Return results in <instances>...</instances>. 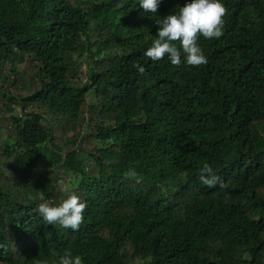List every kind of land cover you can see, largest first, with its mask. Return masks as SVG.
Returning <instances> with one entry per match:
<instances>
[{
  "label": "trees",
  "instance_id": "obj_1",
  "mask_svg": "<svg viewBox=\"0 0 264 264\" xmlns=\"http://www.w3.org/2000/svg\"><path fill=\"white\" fill-rule=\"evenodd\" d=\"M187 2L0 0V264H264V0H222L205 65L147 58ZM62 189L78 231L36 211Z\"/></svg>",
  "mask_w": 264,
  "mask_h": 264
},
{
  "label": "clouds",
  "instance_id": "obj_2",
  "mask_svg": "<svg viewBox=\"0 0 264 264\" xmlns=\"http://www.w3.org/2000/svg\"><path fill=\"white\" fill-rule=\"evenodd\" d=\"M160 2L161 0H139V6L146 12L156 13ZM226 14L227 8L222 0H188L178 12L170 13L162 20L156 21L160 25L157 38L144 55L152 61L162 60L167 56L173 66L179 67L183 53L187 65H205L208 61L199 40L201 37L208 40L219 39L224 34ZM132 67L141 75L145 73V68L139 63H134ZM125 176L134 179L136 183L142 182V177L135 169H129ZM199 179L208 188H214L218 183L222 188L227 187L208 163L200 168ZM62 191L66 198L60 203L53 204L49 200H43L36 206V211L46 225H59L61 228L78 231L84 220L86 203L81 202L74 191ZM42 264H48V261L44 260ZM59 264H82V257L65 251L59 256Z\"/></svg>",
  "mask_w": 264,
  "mask_h": 264
},
{
  "label": "rangeland",
  "instance_id": "obj_3",
  "mask_svg": "<svg viewBox=\"0 0 264 264\" xmlns=\"http://www.w3.org/2000/svg\"><path fill=\"white\" fill-rule=\"evenodd\" d=\"M14 110L16 112H19V108L18 107H14ZM94 145H98L96 141H93V144H91V146H94Z\"/></svg>",
  "mask_w": 264,
  "mask_h": 264
}]
</instances>
